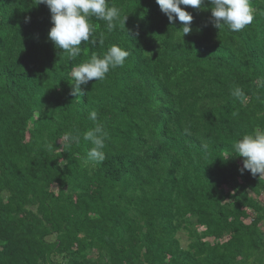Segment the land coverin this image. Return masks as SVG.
<instances>
[{
	"label": "trees",
	"instance_id": "trees-1",
	"mask_svg": "<svg viewBox=\"0 0 264 264\" xmlns=\"http://www.w3.org/2000/svg\"><path fill=\"white\" fill-rule=\"evenodd\" d=\"M250 3L235 33L208 0L182 5L183 36L156 0H108L115 29L93 17L73 59L46 5L0 0V264H264V177L233 147L264 131V0ZM112 45L124 65L74 94L72 68ZM97 123L105 158L86 163Z\"/></svg>",
	"mask_w": 264,
	"mask_h": 264
},
{
	"label": "clouds",
	"instance_id": "clouds-1",
	"mask_svg": "<svg viewBox=\"0 0 264 264\" xmlns=\"http://www.w3.org/2000/svg\"><path fill=\"white\" fill-rule=\"evenodd\" d=\"M205 0H156L161 11L167 16L169 22L178 19L182 23L183 36L191 32L193 17L181 6H190L194 9L200 8ZM211 4L212 23L218 29L226 26L230 32H239L250 25L254 19L250 0H208ZM38 4L46 5L51 12V22L54 25L48 37L57 49L67 53L75 59L81 54V42H89L94 32V26L90 20L94 17L97 20L106 22V30L111 33L115 27V21L120 17L121 10L115 6H109L108 0H38ZM103 36V33H101ZM103 43V39L99 41ZM95 44L96 41L92 40ZM129 56L127 50L117 45H112L102 58L93 54L87 62L74 66L70 72L73 78L74 94H79L81 85H87L89 81H103L110 69L122 67ZM234 97L246 99L242 89L237 87L232 93ZM89 118L97 120V113L92 111ZM106 133L99 123L84 133V140L91 142L92 147L86 158L87 162L96 164L102 163L105 155L102 151L105 147ZM63 139L69 142H79L80 136L77 133H65ZM52 146L49 145V148ZM234 150L243 159L244 170L250 171L253 175H264V131L256 130L253 134H246L234 144ZM231 156H227L228 159Z\"/></svg>",
	"mask_w": 264,
	"mask_h": 264
},
{
	"label": "rangeland",
	"instance_id": "rangeland-1",
	"mask_svg": "<svg viewBox=\"0 0 264 264\" xmlns=\"http://www.w3.org/2000/svg\"><path fill=\"white\" fill-rule=\"evenodd\" d=\"M262 176L264 177V175H262ZM180 237H181L182 244H183L184 246H186L187 243H188V238H187V236H186L185 234H182Z\"/></svg>",
	"mask_w": 264,
	"mask_h": 264
}]
</instances>
